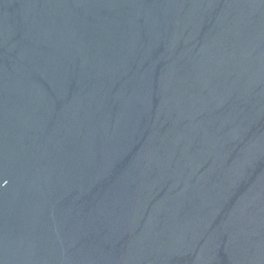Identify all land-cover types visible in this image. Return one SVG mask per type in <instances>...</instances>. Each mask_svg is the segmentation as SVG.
<instances>
[{
    "label": "water",
    "instance_id": "1",
    "mask_svg": "<svg viewBox=\"0 0 264 264\" xmlns=\"http://www.w3.org/2000/svg\"><path fill=\"white\" fill-rule=\"evenodd\" d=\"M0 264H264V0H0Z\"/></svg>",
    "mask_w": 264,
    "mask_h": 264
}]
</instances>
